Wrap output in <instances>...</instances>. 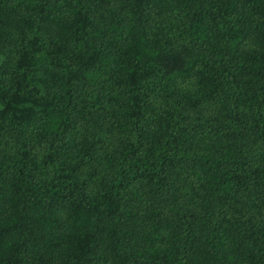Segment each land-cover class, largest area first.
Masks as SVG:
<instances>
[{
	"label": "trees",
	"instance_id": "obj_1",
	"mask_svg": "<svg viewBox=\"0 0 264 264\" xmlns=\"http://www.w3.org/2000/svg\"><path fill=\"white\" fill-rule=\"evenodd\" d=\"M0 264H264V0H0Z\"/></svg>",
	"mask_w": 264,
	"mask_h": 264
}]
</instances>
